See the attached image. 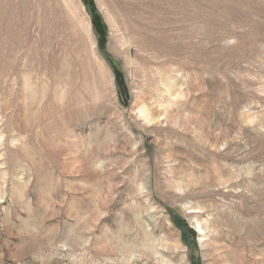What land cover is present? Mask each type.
Listing matches in <instances>:
<instances>
[{
    "label": "rangeland",
    "instance_id": "1",
    "mask_svg": "<svg viewBox=\"0 0 264 264\" xmlns=\"http://www.w3.org/2000/svg\"><path fill=\"white\" fill-rule=\"evenodd\" d=\"M0 264H264V0H0Z\"/></svg>",
    "mask_w": 264,
    "mask_h": 264
}]
</instances>
